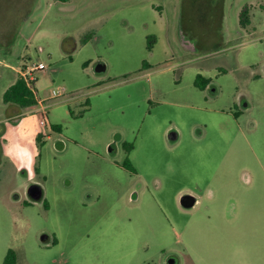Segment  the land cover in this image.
<instances>
[{
  "label": "rangeland",
  "instance_id": "obj_1",
  "mask_svg": "<svg viewBox=\"0 0 264 264\" xmlns=\"http://www.w3.org/2000/svg\"><path fill=\"white\" fill-rule=\"evenodd\" d=\"M183 10L0 0V264L9 248L16 264H264V0H226L202 38ZM40 62L39 142L23 132L34 105L2 95ZM184 195L199 203L183 207Z\"/></svg>",
  "mask_w": 264,
  "mask_h": 264
},
{
  "label": "trees",
  "instance_id": "obj_2",
  "mask_svg": "<svg viewBox=\"0 0 264 264\" xmlns=\"http://www.w3.org/2000/svg\"><path fill=\"white\" fill-rule=\"evenodd\" d=\"M185 1V2H184ZM209 3V8H208V15L209 18L210 16H213V19L209 20L207 23H216V15L221 16V8H222V0H207ZM183 3H186V0H183ZM247 8H243L239 14V22L241 25H245L248 23L247 19ZM184 10L181 13V19L184 20ZM215 17V18H214ZM220 22L216 23L219 24ZM152 40V39H151ZM86 42L82 41V43ZM151 42L148 41V49L151 47ZM144 67V66H143ZM195 86H197L200 89H203L207 84L208 80L206 78H203L201 75H197L195 78ZM2 101L3 103H13L18 105L21 108L33 106L36 104V94L34 91H32L24 82V80L20 77L16 78L15 81L10 84L5 91L3 92L2 95ZM85 108L84 111L88 109L89 103L86 100L85 101ZM71 115L74 116V114L70 111ZM51 128L53 130L61 131L62 127L60 125H51ZM37 141L40 142L41 140V135L40 133L37 134L36 136ZM111 147V146H110ZM4 264H16V251L14 249L9 248L4 256L3 260Z\"/></svg>",
  "mask_w": 264,
  "mask_h": 264
},
{
  "label": "crops",
  "instance_id": "obj_3",
  "mask_svg": "<svg viewBox=\"0 0 264 264\" xmlns=\"http://www.w3.org/2000/svg\"><path fill=\"white\" fill-rule=\"evenodd\" d=\"M205 1H206V4L203 3L204 0H186V3H183V8H184L183 16H184L186 28L188 30H190V32L193 33L194 36H198V38H202V36H203L202 34H204V33H201V26L206 24L208 22V19H209V15H208L209 3L207 0H205ZM225 3H226V0H222L221 16H220V14H219V16H217V15L215 16L216 17V20H215L216 23H218V22L223 23V21H224V16H225L224 15V5H225ZM150 4H151V8L155 12L157 11L156 9H159V8H161V10L163 9L162 5H160V3H158V2L157 3L151 2ZM248 4L253 5V3H251V2ZM243 7L244 6H242V4L238 5V7H237L238 8V17H239L241 10L243 9ZM212 19H213V16H212ZM180 33H181V31H180ZM180 37H181V40L183 42L182 35H180ZM189 48L191 49V47H189ZM192 51H195V50H192ZM193 75H194V78L192 81V85H193L192 87L194 89H197V90L202 91V92L206 91V89L209 86V83L203 89H200L197 86H195V83H194L196 76L200 75V74L197 71H195L193 73ZM193 95L198 96L197 93H192V96ZM204 97L207 98L206 95H204ZM20 121H21V119L19 120V122ZM29 125H30V127H28V129H26L27 126H24L23 132L31 131L33 137L35 138L37 136V131H39V128L37 125V115L35 113H33V117H32V120H31ZM31 160L33 162V158L29 159V163H31ZM26 167H28V165ZM42 191H43V189H42ZM195 200H196L195 204H198L199 199L195 197Z\"/></svg>",
  "mask_w": 264,
  "mask_h": 264
},
{
  "label": "built area",
  "instance_id": "obj_4",
  "mask_svg": "<svg viewBox=\"0 0 264 264\" xmlns=\"http://www.w3.org/2000/svg\"><path fill=\"white\" fill-rule=\"evenodd\" d=\"M46 66L43 63H37L32 65H27L18 68L17 73L19 74V77L22 78L25 82V84L36 94V91L32 85V82L34 81V77L32 76V73L35 70H43ZM50 97H54V94ZM44 99L39 98L36 94V104L34 105V113L37 115V125L39 128V132L46 136V130L45 127L48 125L47 123V116H46V105L44 103Z\"/></svg>",
  "mask_w": 264,
  "mask_h": 264
},
{
  "label": "water",
  "instance_id": "obj_5",
  "mask_svg": "<svg viewBox=\"0 0 264 264\" xmlns=\"http://www.w3.org/2000/svg\"><path fill=\"white\" fill-rule=\"evenodd\" d=\"M182 34V32H181ZM184 42V41H183ZM189 46V45H188ZM189 47H192L191 45ZM193 49V48H192ZM106 69V66L105 64L103 63H98L95 65L94 67V71L97 72V73H102L104 72ZM169 138L171 140H174L177 138L176 134H170L169 135ZM110 148V146H109ZM111 150V149H110ZM27 194L29 195V197L33 200V201H39L42 199V196H43V191H42V188L39 184H36V183H33L31 184L28 189H27ZM195 197L193 196H189V195H184L181 197V200H180V204L185 207V208H190V207H193L194 204H195ZM167 264H176L177 263V260L175 257L173 256H170L167 261H166Z\"/></svg>",
  "mask_w": 264,
  "mask_h": 264
}]
</instances>
